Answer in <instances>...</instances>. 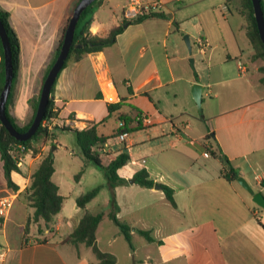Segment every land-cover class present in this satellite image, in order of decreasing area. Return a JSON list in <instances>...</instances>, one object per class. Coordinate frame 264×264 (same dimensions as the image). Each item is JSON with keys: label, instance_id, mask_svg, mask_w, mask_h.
<instances>
[{"label": "crops", "instance_id": "crops-1", "mask_svg": "<svg viewBox=\"0 0 264 264\" xmlns=\"http://www.w3.org/2000/svg\"><path fill=\"white\" fill-rule=\"evenodd\" d=\"M76 1L0 0V9L8 13V22L19 43L18 67L9 105V114L19 126L26 124L32 116L29 101L40 93L47 68ZM108 1L102 0L93 10L92 35H106L123 19L122 7L127 0L116 2V6H121L119 17L107 18L103 4ZM160 1L163 8L158 15L126 24L114 43L79 60L69 61L58 73L51 93L59 109L56 118L59 124L71 120L76 128L93 123L98 126L108 117L107 104L120 100L143 112L145 128L155 125L160 118L170 121L171 135H147L150 144L167 140L161 152L171 150L166 156L171 161L167 163L170 168L166 163L158 162L160 169L156 170L152 160L133 159L131 137L114 153L110 149L109 138L106 146L101 148L110 160L117 151L125 149L124 144L129 146L130 159L118 170L127 182L115 187L109 185V188L119 207L117 216L131 226V240L134 237L139 239L136 245L129 243L114 221L105 216L96 230L97 244L98 232L105 218H109L112 222L106 242L109 248L100 249L115 256L114 264H118V252L110 247L119 236L128 242V247L121 248L125 258L122 264H264V212L259 211L261 207L252 200L255 193L264 195V92L256 93L264 85L259 81L260 65L252 67L238 59L235 67L241 70V75L228 71V66L234 62L233 57L237 58V53L239 56L246 53L242 46L251 48L242 27L244 21L238 20L236 25L232 23L234 13L228 10L224 0ZM195 27L198 32L195 39L201 36L209 42L202 53L210 63L207 65L206 82L197 68L190 65L189 52L183 40L185 33L190 39L189 28ZM230 37L236 49L233 56L228 46ZM2 50L0 48V65L4 64ZM221 51L224 53L218 54ZM251 54L252 48L249 61ZM247 76H251L255 84L241 79L242 83L234 85L233 89L224 86L230 80ZM194 82L202 85V96L206 86L205 94L213 92L216 98L214 103L204 105L205 121L201 126L183 117L193 111L190 88ZM249 94L251 98L247 97ZM179 96L184 101H180ZM125 110L127 106L123 105L118 111ZM211 132L214 137L205 138V146L210 149L219 147L238 175L253 188L252 193L237 179L228 181L222 176V163L218 158L210 154L212 162H200L204 151L199 153L193 142ZM47 143L42 145L39 153L26 155L30 158L19 172H12L11 178L18 186L17 190L6 184L0 155V196L16 194L11 211L0 227L5 238L0 242V264L97 262L91 248L84 243L72 245L62 242L83 215L84 210L77 205L65 220L58 213L51 227L39 232L41 239L32 241L28 239L31 234H24L26 219L32 211L27 210L29 206L24 193ZM152 151L149 157L158 158L160 150ZM141 168H145L155 182L172 188L175 205L170 204L160 188H146L135 180L130 181L133 173ZM256 176L261 177V182ZM58 188L60 190L59 185ZM153 204L169 206L164 214L167 215L166 221L150 213L153 224H148L150 219L145 220L139 214ZM86 209L89 210L87 204ZM13 216L18 219L16 226L19 232L11 242L7 240V226L15 221ZM63 224L66 232L61 234ZM136 229L148 230L153 240H146Z\"/></svg>", "mask_w": 264, "mask_h": 264}, {"label": "trees", "instance_id": "trees-1", "mask_svg": "<svg viewBox=\"0 0 264 264\" xmlns=\"http://www.w3.org/2000/svg\"><path fill=\"white\" fill-rule=\"evenodd\" d=\"M102 0H94L90 5H88L80 14L76 28L73 35V41L69 49L68 55L63 63L62 68L66 66L69 61H76L83 56L97 52L101 50L104 46L110 45L115 42L116 36L122 32L124 26L129 23L139 22L150 15H158V11L151 12L148 14L140 15L135 18L126 19L122 17V21L118 25L112 26L106 35L98 36L92 35L90 32L91 23L93 20V10L96 6L100 4ZM76 1L73 8L75 7ZM226 7L231 13H237L243 18L242 27L245 34L250 42L252 48L251 60L255 61L257 59L262 61L259 66L258 71L260 72L259 81L264 85V45L260 39L251 0H224ZM261 7L264 16V0H260ZM73 8L70 12L72 14ZM0 19L6 29L10 47H11V57H12V67H13V79L12 87L9 93L8 99L6 101V114L11 121L12 125L20 132H24L30 126L35 111L38 104L39 94L30 99V104L32 107V116L30 120L22 125H17L11 115L9 114V105L13 98V82L16 78V71L18 67V57H19V43L16 34L14 33L12 27L8 22V13L0 9ZM69 20V19H68ZM68 24V22H67ZM67 24L64 28L63 34L61 36L60 42L57 46L56 52L52 61L50 62L46 74L50 69L51 65L55 61L59 49L63 40V35ZM0 48L2 50L1 42ZM3 51V50H2ZM45 74V76H46ZM45 78V77H44ZM57 78V77H56ZM195 78L197 76L195 75ZM44 80V79H43ZM51 87V92L53 91L54 84ZM4 83V64L0 65V91ZM123 105L127 106V110L118 111ZM108 117L118 111L117 118L119 121V126L114 132V136L122 132H132L138 128L143 127V119L145 116L143 112L135 107L134 105L125 104L123 100L116 103L107 104ZM59 109L56 107L54 99L50 98L43 116L45 118H57ZM105 120V119H104ZM123 124L120 125V122ZM134 124V126H130ZM61 130L71 131L75 135L76 143L80 149L81 155L84 160V165L81 167L80 171L76 175V179H79L80 174L84 170L86 163H92L95 166L102 168L108 183L111 187L121 185L127 182V180L121 177L118 170L127 164L130 157L126 149H122L116 152V154L109 160L106 165H102L101 158L99 154V149L103 148L104 143L110 137L99 135L97 133V124L93 123L84 128H76L69 126L55 127ZM51 132L39 125L38 129L32 136V138L19 141L14 138L6 128L2 125L0 121V155L3 161V170L6 184L8 187L17 190L18 186L13 182L11 178L12 172H19V167L17 166L16 160L10 154L9 150L12 145L22 143L26 147L33 150V153H39L41 151L42 145L46 144L48 141L53 142L54 137ZM113 136V137H114ZM206 138L210 139V134L206 135ZM210 154L218 158L222 163V176L228 180H236L238 178L237 170L232 166L231 162L227 156L220 150L219 147L214 149L208 148ZM54 172V159L53 152L48 150L43 153L41 159L36 167V169L31 173L30 182L26 188L25 195L27 199L28 206L32 209L30 215L27 217L24 227V234H27L28 227L30 223H35L38 225V232H42L44 228H50L54 222L55 216L59 213L63 203V196L59 193L58 185L52 180V174ZM132 178L137 184L142 187L151 188L155 184L163 191L165 198L172 204L175 205L173 190L168 185L163 183H157L152 178H150L148 171L145 168H141L135 171ZM100 186H97L85 193L80 194L76 197L75 202L78 207L84 210L78 224L72 229V231L63 238L62 242L78 245L79 243H84L86 246L90 247L93 254L95 255L97 262L91 264H114L116 258L113 254L101 250L96 241V230L102 219L107 216L114 221V223L120 229V232L124 235L125 239L130 243L131 241V226L124 220H121L118 216L119 207L112 197L110 200V211L93 213L86 209V204L90 202L98 193ZM139 234L144 236L146 240L152 241L153 237L150 235L148 230L136 229Z\"/></svg>", "mask_w": 264, "mask_h": 264}, {"label": "rangeland", "instance_id": "rangeland-1", "mask_svg": "<svg viewBox=\"0 0 264 264\" xmlns=\"http://www.w3.org/2000/svg\"><path fill=\"white\" fill-rule=\"evenodd\" d=\"M121 2L122 0H110L108 2H105L103 4L104 9L107 11V18L110 16L116 15L119 17L121 15V6H116V2ZM243 21V18L237 14L234 13V18L232 19V23L234 25L237 24V21ZM231 23V24H232ZM189 35H190V43H191V52H189V49L186 46V50L189 52L188 54V61L191 63L190 65L193 68H197V71L199 74H201V78L204 82H206V78L208 76V69L207 65L210 64L207 61V56L206 54H202L199 52L197 44L195 42V36L198 35L197 28H189ZM238 41H240L238 39ZM228 46L229 50L232 52V56L235 54L234 52L236 51L235 46L233 45L231 37L228 40ZM242 49L245 50V54L242 56H239V53H237V58L233 57V63L228 66V71L229 72H238L241 75V70L236 69L235 65L237 63V60L240 59L242 61L248 62L252 67L259 66L262 64V61L257 59L255 61L251 60L249 61V55H250V47L245 48L242 46ZM224 52L221 51L218 54H223ZM190 58L194 59V62L190 61ZM216 63V62H215ZM260 74V72H259ZM261 75V74H260ZM241 79L249 80L251 83L255 84V81L252 79L251 76H247L245 78H240L239 80H230L224 84V86H229V88L233 89L235 87L234 85H239L242 83ZM261 89H264L261 87ZM258 89L256 90L257 95L262 94L264 91ZM207 91V87L205 86L203 96L202 98L204 99L205 103L203 104V99H202V109L201 111L198 109L195 100L193 99L191 95V99L194 105L193 111L191 115H183L184 118L190 119L194 125H204V113H205V108L204 105L207 103H214L216 98L213 96V92L209 94H205ZM247 97L251 98V95H247ZM180 101H184V99L179 96ZM181 102H179L180 105ZM177 117H175L176 119ZM183 118V120H184ZM155 125L150 126V127H141L136 130H133L132 132H129L127 139L132 138V146H131V155L133 159H138L140 161L141 158H144L146 161L147 160H152L154 163V167H156V170H159L158 162H163L166 163H171L170 160L166 159L167 154L171 151L169 149L163 150L161 152V148H165V145H167V140H158L157 143H149V140L147 139V135H152L154 136L155 133L160 134L163 133L164 135L169 134V125L170 121H163L161 118L160 120H157ZM119 126V121L117 118V112L112 113L109 117H106L105 120L98 124L97 126V133L99 135L107 136L110 137L109 139V144H110V149L113 151L112 153L115 152L116 149H118L120 146L123 145V143L119 142L114 136V132ZM131 127L134 126V124L130 125ZM152 129H155V131H152ZM163 131V132H162ZM194 132H196V127L194 126ZM51 134L54 137V141L50 142L48 141L47 147L45 148V153L50 150L53 152V159H54V173L52 176V180L56 182L59 187H60V194L63 196V203L61 210L59 211V217H68L72 211L77 207L75 203V199L77 196H79L82 193H85L97 186H100V189L96 196L87 203V208L90 211L93 212H109L110 211V200L113 197V194L111 192V189L109 188V183L108 180L102 170V168L95 166L92 163H86L84 166L83 172L80 174L79 179H76V175L80 171L81 167L84 165V160L81 155L80 149L76 143L75 135L71 131H66V130H61L59 128H55ZM195 134V133H194ZM114 136V137H113ZM206 137H197L196 141L193 142V145L196 146L198 149L199 153H202L203 151H207L209 153L208 158H204L203 153L200 158V162H212L210 158L212 156L210 155V152L208 148L205 146L204 142ZM126 139V142H127ZM160 141V142H159ZM151 145V148L150 146ZM160 150L158 158H150L149 154L153 152H156L157 150ZM111 153V154H112ZM100 158H101V163L102 165H106L109 162V157L102 151H99ZM30 158L29 156H24L22 160V166L25 164L26 160ZM36 166V163H35ZM33 166V168H35ZM170 168L171 166H167ZM32 172V170H31ZM31 176V175H30ZM30 182V181H29ZM24 197L26 198V195L24 193ZM27 201V199H26ZM171 204V203H170ZM169 209V206H164L161 204H153L151 206H148L144 208L143 211H140V215L147 220L150 219L148 224H153V219L152 215L155 216L156 218H159L163 221H166L167 215L164 216V214L167 213V210ZM28 211H31V208L27 209ZM152 213V215L150 214ZM146 215V216H145ZM149 215L151 217H149ZM14 217V222L9 223L7 226V240L13 241L14 238L18 235L19 229L16 226L17 218ZM157 220V219H156ZM105 222L103 223L104 225L98 232V247L103 249V248H108L106 245L107 239L111 233L110 226H112L111 220L109 218H105ZM147 222V221H146ZM37 224L35 223H30L28 227L27 234H31L28 236V239H31L32 241L35 239H41L40 233L37 231ZM66 232V227L63 224L61 227L60 233L64 234ZM21 234V233H20ZM138 237H134L131 240V243L136 245V240H138ZM5 238L2 236L0 232V242L4 241ZM127 246L128 247V242L123 239L122 236H119L118 240L110 247L111 249H115L118 252V264H122L125 260L123 254L121 253V248ZM107 252V251H106Z\"/></svg>", "mask_w": 264, "mask_h": 264}, {"label": "water", "instance_id": "water-1", "mask_svg": "<svg viewBox=\"0 0 264 264\" xmlns=\"http://www.w3.org/2000/svg\"><path fill=\"white\" fill-rule=\"evenodd\" d=\"M94 0H78L75 7L73 8L72 14L69 17L67 27L65 29L63 40L59 49V53L51 65L50 69L48 70L39 93V99L37 108L35 111V115L33 120L28 127V129L24 132H20L12 125L11 121L9 120L6 114V101L8 99L9 93L11 91L12 79H13V67H12V57H11V47L8 39V35L6 29L0 19V41L3 48V56H4V83L2 89L0 91V121L2 125L6 128L10 135L16 138L19 141H25L34 135L36 130L38 129L41 120L43 119L48 101L52 98L51 95V87L58 76V73L62 69L63 63L68 55L69 49L71 47L73 41V35L76 28V24L80 17L82 11L90 5ZM253 6V12L259 32L260 39L264 45V16L263 10L261 7L260 0H251ZM183 40L189 52H191V44L188 34L183 35ZM190 61L193 62V59L190 58ZM202 85L198 82H194L191 85L190 92L193 99L196 102L198 109L201 111L202 109ZM212 137H214V133H210ZM131 182L134 179L130 180ZM237 181L247 189L249 192H253V188L249 185L247 180L242 177L238 176ZM154 188L159 189L157 184L154 185ZM252 200L261 208H264V195L262 193H255L252 197Z\"/></svg>", "mask_w": 264, "mask_h": 264}, {"label": "built area", "instance_id": "built-area-1", "mask_svg": "<svg viewBox=\"0 0 264 264\" xmlns=\"http://www.w3.org/2000/svg\"><path fill=\"white\" fill-rule=\"evenodd\" d=\"M162 8H163V4L161 3L160 0H127L122 7V17L126 19H131L140 15L160 11ZM195 42L201 53H203L205 49L209 46V42L201 36L196 37ZM122 124L123 121L120 122V125ZM40 125L43 128L50 130L55 126L73 127L74 123L71 120H67L59 124L56 118H45L41 120ZM128 134L129 133L127 132H122L116 135V138L119 142L123 143L126 141ZM103 146H106V143H104ZM124 148L127 150L129 146L124 144ZM99 151H102V149H99ZM9 152L16 160L17 166L19 168L22 166V160L25 155L34 154L31 148L26 147L22 143L12 145ZM203 155L208 156L209 153L207 151H204ZM256 179L258 180V182H261V177L256 176ZM15 198H16V194L14 192L0 196V227L2 226L7 216L9 215ZM260 210L264 212V208H260L259 211Z\"/></svg>", "mask_w": 264, "mask_h": 264}]
</instances>
